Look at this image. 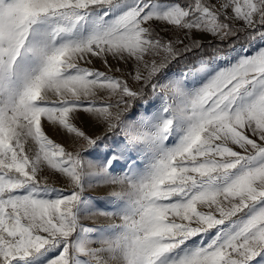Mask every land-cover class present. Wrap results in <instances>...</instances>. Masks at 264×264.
<instances>
[{
    "label": "snow or ice",
    "instance_id": "1",
    "mask_svg": "<svg viewBox=\"0 0 264 264\" xmlns=\"http://www.w3.org/2000/svg\"><path fill=\"white\" fill-rule=\"evenodd\" d=\"M0 264H264V0H0Z\"/></svg>",
    "mask_w": 264,
    "mask_h": 264
},
{
    "label": "rangeland",
    "instance_id": "2",
    "mask_svg": "<svg viewBox=\"0 0 264 264\" xmlns=\"http://www.w3.org/2000/svg\"><path fill=\"white\" fill-rule=\"evenodd\" d=\"M155 27H156V31L159 32L160 36L163 37L165 40L183 39L185 41V43H188L189 38L198 39V40L214 39V37H212L211 35L196 33L195 31H193V33L189 34V36L186 37L185 30L175 29L174 26H164L163 31L161 30L160 26H155ZM239 45H236V46L239 47ZM109 64L112 65V69H113V71H110L109 74L116 75L118 77H121V78L127 80L129 85L131 87H133L134 89L140 88L141 85L133 79V73L135 70L134 64H132L131 62H129L128 64H125L123 62H117L116 60H113L111 57H109ZM90 66L95 68V69H99L101 71H109V69L104 65V63L100 59H97V58H94V62ZM115 68H119L120 72H115L114 71ZM176 70H178V69H175L173 71H176ZM152 100H153V97L151 94V96L148 99L143 100L141 102H138L137 104L139 105V104H142L145 102L151 103ZM78 123L86 132H88L91 135H100L102 132V129H100L98 126H96L94 124V122L89 119L87 114H85L83 112L80 115V119H79ZM46 132L50 136V138L54 139L58 143H61L66 148V150H68V151L78 150L81 146L82 142H74L73 140H71L70 138L65 136L62 132L54 131L51 127L46 126ZM29 143H30L31 149H32L29 152V155H34L35 150H36V146L31 141ZM111 143H112L111 138L105 139L104 141H102L100 143L99 147L93 152V155L103 156L105 153V145L111 144ZM26 147H28V146L26 145ZM45 176L48 177L47 182L51 186H53L57 189H60L65 193H68L72 190L71 185L67 182V180L65 178L60 177L59 175H55V176L51 175L50 170L47 169L46 165L40 174L41 182H43V177H45ZM106 191L107 190H105V189L88 188L85 192V195L95 197V196H100V195L106 194ZM105 222L106 221L102 217L84 220L85 225H97V224H101V223H105Z\"/></svg>",
    "mask_w": 264,
    "mask_h": 264
},
{
    "label": "trees",
    "instance_id": "3",
    "mask_svg": "<svg viewBox=\"0 0 264 264\" xmlns=\"http://www.w3.org/2000/svg\"><path fill=\"white\" fill-rule=\"evenodd\" d=\"M180 2L184 3V2H186V0H180ZM199 41H200L201 44L204 45V52H206V53H211L213 51V49L215 47H217V46L222 48L224 51H228L233 43H235L236 45H239V44L245 42L243 34H241V37H240L239 40H236L235 38H232V39H230L228 41L220 42L216 38H214V39H210V40H199ZM180 67H182V65H176V66L173 67L172 70L179 69ZM151 94H152L151 88L150 87L149 88H145L144 89V96L138 102H141L143 100L148 99L151 96Z\"/></svg>",
    "mask_w": 264,
    "mask_h": 264
},
{
    "label": "built area",
    "instance_id": "4",
    "mask_svg": "<svg viewBox=\"0 0 264 264\" xmlns=\"http://www.w3.org/2000/svg\"><path fill=\"white\" fill-rule=\"evenodd\" d=\"M212 2H213V3H216V2H217V0H212Z\"/></svg>",
    "mask_w": 264,
    "mask_h": 264
}]
</instances>
